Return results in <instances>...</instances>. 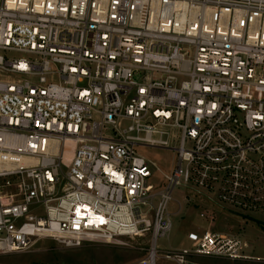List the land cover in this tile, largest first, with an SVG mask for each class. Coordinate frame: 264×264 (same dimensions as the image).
Wrapping results in <instances>:
<instances>
[{
  "label": "built area",
  "instance_id": "1",
  "mask_svg": "<svg viewBox=\"0 0 264 264\" xmlns=\"http://www.w3.org/2000/svg\"><path fill=\"white\" fill-rule=\"evenodd\" d=\"M182 201L264 211V0H0V259L149 235L146 264L249 260L208 230L161 252Z\"/></svg>",
  "mask_w": 264,
  "mask_h": 264
},
{
  "label": "rangeland",
  "instance_id": "2",
  "mask_svg": "<svg viewBox=\"0 0 264 264\" xmlns=\"http://www.w3.org/2000/svg\"><path fill=\"white\" fill-rule=\"evenodd\" d=\"M14 57H22V54H12ZM139 152L156 162L160 170L168 173L173 165L175 155L165 149H140ZM161 175V174H159ZM176 197L181 198L179 190ZM183 202V201H182ZM171 211H176V204H170ZM183 202V209L173 216V229L168 238H158V247L162 252L169 247H187L190 242L187 233L192 230L219 232L225 235H238L244 243L242 254L249 260L243 264H263L264 260V211L254 214H235L229 211H214L216 219L202 217L201 208L188 209ZM209 213L211 212L210 210ZM212 213V212H211ZM213 214V213H212ZM150 236L134 238H118L111 242L85 238L79 247L67 246L62 239L41 238L33 247L24 253H12L0 259L9 264L24 263H57V264H146L150 249ZM257 260V261H256ZM201 262L221 263L219 260L199 258ZM158 264H171L165 260H159ZM226 264V263H223Z\"/></svg>",
  "mask_w": 264,
  "mask_h": 264
},
{
  "label": "crops",
  "instance_id": "3",
  "mask_svg": "<svg viewBox=\"0 0 264 264\" xmlns=\"http://www.w3.org/2000/svg\"><path fill=\"white\" fill-rule=\"evenodd\" d=\"M190 209V208H189ZM188 210V209H187ZM209 231V230H208Z\"/></svg>",
  "mask_w": 264,
  "mask_h": 264
}]
</instances>
